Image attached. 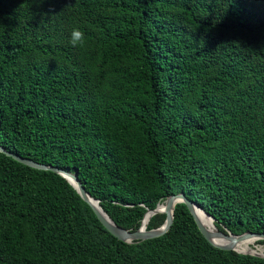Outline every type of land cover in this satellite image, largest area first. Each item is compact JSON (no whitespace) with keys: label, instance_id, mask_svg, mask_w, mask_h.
<instances>
[{"label":"trees","instance_id":"trees-1","mask_svg":"<svg viewBox=\"0 0 264 264\" xmlns=\"http://www.w3.org/2000/svg\"><path fill=\"white\" fill-rule=\"evenodd\" d=\"M0 144L76 172L120 226L182 191L219 229L264 232V0H0ZM0 264L264 256L211 244L184 202L120 240L64 176L0 151Z\"/></svg>","mask_w":264,"mask_h":264},{"label":"water","instance_id":"water-1","mask_svg":"<svg viewBox=\"0 0 264 264\" xmlns=\"http://www.w3.org/2000/svg\"><path fill=\"white\" fill-rule=\"evenodd\" d=\"M0 151L4 152L7 155L12 156L16 160L24 164H27L29 166L40 168V169L53 170L61 174L62 176H64L76 188V190L79 192L81 197L90 204V206L93 208L96 215L98 216L102 224L107 228V230L110 231L114 236H116L120 240H123L126 242H132V241L143 240V239L152 238V237H156V236L164 234L170 228L172 224L174 204L176 202H184L187 205L190 213L192 214L201 233L211 244L219 248H222V249H233L241 253H249V254H253L257 256H264L262 254L251 252V251H239L235 249L234 247V241L239 240L244 237L252 236V237H256L257 239H264V232H254V231L246 230L242 233L235 234L229 230H221L216 225L214 229H210L200 219L198 215V210H202L206 215L210 216L213 220H214V217L211 216L208 212H206L198 203L189 199L185 195V193L182 191L175 193V194L168 195L164 200L166 203L165 207L160 208L159 203H157V205L154 208H148L145 211L141 224L138 228L136 229L126 228V227L118 225L106 213V211L100 206L99 199L92 196L90 192L85 189L81 180L78 178V175L76 172L69 171L64 168L52 165V164L39 162V161L22 156L17 153H13L10 150H7L1 144H0ZM157 212L165 213L164 221L159 226H156L153 228H147L146 224L149 220V217L152 214L157 213ZM147 213H148L147 222L145 225H142L143 219ZM217 238H230V242L219 243L216 241Z\"/></svg>","mask_w":264,"mask_h":264},{"label":"bare ground","instance_id":"bare-ground-1","mask_svg":"<svg viewBox=\"0 0 264 264\" xmlns=\"http://www.w3.org/2000/svg\"><path fill=\"white\" fill-rule=\"evenodd\" d=\"M165 204H166L165 201H162L159 203V207L163 208V207H165ZM198 215H199L200 219L202 220V222L206 226H208L210 229H214L215 223H214V220L210 216L206 215L202 210H198ZM147 218H148V213L145 215L143 222H142V225L146 224ZM256 240H257L256 237H252V236L244 237V238H241L239 240H235L234 241V247H235V249H237L239 251H251V252L257 253L258 251H260V248L257 247V249H256L252 246V244L256 243V242L253 243ZM216 241L219 243H227V242H230V238H217ZM259 253H262V252H259Z\"/></svg>","mask_w":264,"mask_h":264},{"label":"clouds","instance_id":"clouds-1","mask_svg":"<svg viewBox=\"0 0 264 264\" xmlns=\"http://www.w3.org/2000/svg\"><path fill=\"white\" fill-rule=\"evenodd\" d=\"M83 41V33L79 29H74L71 33V43L76 45Z\"/></svg>","mask_w":264,"mask_h":264},{"label":"rangeland","instance_id":"rangeland-1","mask_svg":"<svg viewBox=\"0 0 264 264\" xmlns=\"http://www.w3.org/2000/svg\"><path fill=\"white\" fill-rule=\"evenodd\" d=\"M257 240H259V239H257ZM256 240V241H257ZM256 241H254L253 243H255ZM258 245V246H257ZM252 246L254 247V248H256L257 249V247H259L260 248V251H258L257 253H259V252H262V253H259V254H262V255H264V241L263 242H256L255 244H252ZM262 249V250H261Z\"/></svg>","mask_w":264,"mask_h":264}]
</instances>
